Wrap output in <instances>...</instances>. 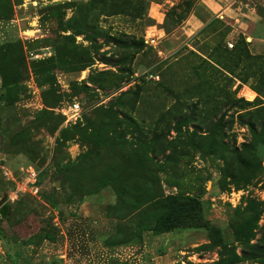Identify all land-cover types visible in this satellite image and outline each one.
<instances>
[{
	"label": "rangeland",
	"instance_id": "obj_1",
	"mask_svg": "<svg viewBox=\"0 0 264 264\" xmlns=\"http://www.w3.org/2000/svg\"><path fill=\"white\" fill-rule=\"evenodd\" d=\"M220 14L0 0V264H264V53Z\"/></svg>",
	"mask_w": 264,
	"mask_h": 264
},
{
	"label": "crops",
	"instance_id": "obj_2",
	"mask_svg": "<svg viewBox=\"0 0 264 264\" xmlns=\"http://www.w3.org/2000/svg\"><path fill=\"white\" fill-rule=\"evenodd\" d=\"M208 5L211 8V11L215 13V15L220 14L219 16H223L227 21L229 20V16H236L235 20L229 21L232 25L238 27L248 39L251 40L252 46L256 49V52L264 53V15H259L255 19V17H251L255 19L257 22V26L259 29L258 33H253V27L251 28V21L248 19L241 18L236 14V9L234 8V12L230 11V7H228V2H222L221 0H207ZM240 8H238L239 10Z\"/></svg>",
	"mask_w": 264,
	"mask_h": 264
},
{
	"label": "trees",
	"instance_id": "obj_3",
	"mask_svg": "<svg viewBox=\"0 0 264 264\" xmlns=\"http://www.w3.org/2000/svg\"><path fill=\"white\" fill-rule=\"evenodd\" d=\"M138 13L140 14V11H139V10H138ZM244 39H246V38H244ZM243 43H244V42H243ZM236 50H238V49H236ZM236 50H235V51H236ZM240 51H243V53L241 52V53H239V54L235 57V58H237V61H238V62H240V61L243 59V57L248 58V59L260 60L259 57H257V55L252 54V53L250 52V50L248 49V47L246 46L245 43H244V45L242 46V48H241ZM243 55H244V56H243ZM261 59H262V57H261ZM80 69H81V68H80ZM235 73H236V72H234V73H232V74L235 76ZM245 79H246L245 77H244V78H241L242 81L245 80ZM260 91H261V89L258 90L259 94H260ZM232 93L235 94V93H237V91L234 90V91H232ZM236 99H237L238 101H242V102H244V103H248V104L252 103L251 101H247L243 96L236 97ZM89 128H90V127L86 126V124L80 126V127H79V135H80L82 138L87 139V137H88V133H89V132H88V129H89ZM175 219H176V217H175L174 215L168 213V214L165 216V221L163 222V224H164L163 226H164V227L161 228V231L163 232V231H169V230H171V229L176 225V223H175ZM18 264H30V262H28V261H22V262H19Z\"/></svg>",
	"mask_w": 264,
	"mask_h": 264
},
{
	"label": "built area",
	"instance_id": "obj_4",
	"mask_svg": "<svg viewBox=\"0 0 264 264\" xmlns=\"http://www.w3.org/2000/svg\"><path fill=\"white\" fill-rule=\"evenodd\" d=\"M152 42H154L153 37L151 38ZM230 47H233V42H228ZM79 109H80V104L76 103L73 107V112L71 114L68 115L67 117V121H71V119L76 116L77 114H79ZM37 179V172L36 170L30 165L27 169V173H25V178L22 184H18L17 189L15 192H13L10 195L11 199H14V196H12L13 194H16L17 191L25 189V187L28 185L29 187H32L33 184L36 182ZM32 189V188H31Z\"/></svg>",
	"mask_w": 264,
	"mask_h": 264
},
{
	"label": "water",
	"instance_id": "obj_5",
	"mask_svg": "<svg viewBox=\"0 0 264 264\" xmlns=\"http://www.w3.org/2000/svg\"><path fill=\"white\" fill-rule=\"evenodd\" d=\"M59 183V182H58ZM5 199V198H4Z\"/></svg>",
	"mask_w": 264,
	"mask_h": 264
}]
</instances>
